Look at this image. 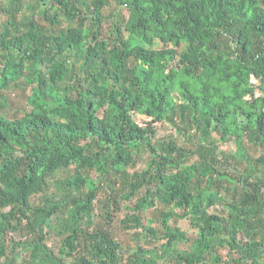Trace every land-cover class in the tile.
<instances>
[{"label": "trees", "instance_id": "trees-1", "mask_svg": "<svg viewBox=\"0 0 264 264\" xmlns=\"http://www.w3.org/2000/svg\"><path fill=\"white\" fill-rule=\"evenodd\" d=\"M7 3L0 91L24 81L31 111L0 114V264H164L180 243L188 250L173 264H264V179L230 165L247 158L245 144L264 149V0ZM157 124L191 147L158 138ZM118 198L135 213L123 220L136 243L127 259L93 228L94 211L112 222ZM157 207L190 214L196 235L163 220L158 236L141 218ZM64 210L55 254L45 228ZM149 241L156 249L140 245Z\"/></svg>", "mask_w": 264, "mask_h": 264}, {"label": "rangeland", "instance_id": "rangeland-1", "mask_svg": "<svg viewBox=\"0 0 264 264\" xmlns=\"http://www.w3.org/2000/svg\"><path fill=\"white\" fill-rule=\"evenodd\" d=\"M6 6H9L7 3V0H1ZM115 4L114 2H110V6H107L104 9V12L108 15H113V12L115 10ZM122 12L121 16L126 19L127 13L125 10H120ZM119 11V12H120ZM114 20V17H111V20L105 23L102 26V33L103 36L112 39L110 36V23ZM29 87L26 86L25 82L20 80L17 83H12L7 90L0 91V114L4 116L8 120H14L19 119L23 116L25 112L31 111L30 106H28L26 97L29 95ZM157 130H158V138H167L168 136H173V138L176 140V143L180 147H187L190 148L191 143L190 141L183 138V134L176 133L173 129H167L165 132L163 129V126L161 124H157ZM196 138L193 139L194 142H196ZM246 148V155L247 158L243 160H237V161H231L230 165L231 167H234L235 169H238V171L243 175H251L250 182H254L257 176H262L264 179V166L262 165H255L256 173L253 172L251 165L254 164V160L258 159L260 155L264 152L263 148L260 147H253L250 144H245ZM225 152H232L234 153L235 147L231 146L230 148H220V151ZM147 156L142 155L141 159L136 160V165L133 168H128V173H132L136 170H140L145 163L147 162ZM220 161L222 162L223 159L221 156L219 157ZM67 175L66 172H61L60 174L56 175V178H54L52 187L50 189L51 192H54L55 194H60V188H58V183L61 182V179H63ZM95 179V177H93ZM59 179V180H58ZM58 180V181H57ZM101 186H100V193L99 198H104L108 195L109 190L107 187V184L104 180H101ZM264 191V186H263ZM36 200V199H33ZM118 210H114L111 213L112 222L108 225L106 221L101 218L98 215L97 211L93 212V228H100L102 230L107 231L114 242H116L119 246V248L122 250L124 259H127L128 256L132 253V250L136 247V243L134 242V237L132 234H129L125 230V226L123 225V220L126 217V215H131L135 213H131L129 210V207L132 205L130 202H125L122 199L118 198ZM166 213V217L164 215ZM141 218L143 220V224L145 226L148 225V227H151L156 230L158 236H161V234L164 232V230L161 227V222L165 220L169 223L172 227L178 226L182 228L186 233L188 238H192L196 235L197 230L193 227V220L191 219V215L188 213H185V211L181 210H169V211H163L161 207H157L154 209H150L145 211L141 214ZM67 221V212L64 210L62 213L58 214L56 217H54L51 220V226L53 228H45V246L53 251L55 254H57L60 243L59 241L62 239L59 235V227ZM93 228L90 229V232L93 231ZM26 232L23 233L25 235ZM157 236V237H158ZM63 237V236H62ZM11 240L8 237L7 238V250L10 251L11 247ZM165 243V241L160 242ZM141 246L144 247V249H156L155 243H152L149 241V243H140ZM188 250V244H182L180 243L178 245V248L173 251L167 258L166 261H163L164 264H173L172 260L176 258V254L181 253L183 251ZM82 252V251H81ZM222 254H225L223 252ZM24 259H27L28 256L26 254L23 255ZM5 258V257H3ZM4 260V259H3ZM127 261V260H125ZM71 262V260H69ZM16 264H22L21 260L18 259Z\"/></svg>", "mask_w": 264, "mask_h": 264}]
</instances>
